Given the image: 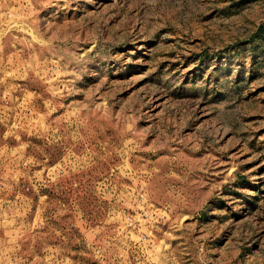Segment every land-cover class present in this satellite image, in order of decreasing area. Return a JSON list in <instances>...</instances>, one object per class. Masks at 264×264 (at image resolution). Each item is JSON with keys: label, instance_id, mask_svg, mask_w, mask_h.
Here are the masks:
<instances>
[{"label": "rangeland", "instance_id": "obj_1", "mask_svg": "<svg viewBox=\"0 0 264 264\" xmlns=\"http://www.w3.org/2000/svg\"><path fill=\"white\" fill-rule=\"evenodd\" d=\"M0 264H264V0H0Z\"/></svg>", "mask_w": 264, "mask_h": 264}]
</instances>
